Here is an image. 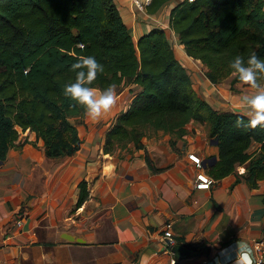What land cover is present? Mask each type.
I'll return each mask as SVG.
<instances>
[{
  "label": "crops",
  "instance_id": "1",
  "mask_svg": "<svg viewBox=\"0 0 264 264\" xmlns=\"http://www.w3.org/2000/svg\"><path fill=\"white\" fill-rule=\"evenodd\" d=\"M115 1L133 34L138 30L135 38L153 26L166 29L194 86L214 107L249 111L242 97L255 90L234 80L233 72L211 80L208 65L187 52L170 26V10L178 0L138 14L131 0ZM115 86L116 105L98 119L88 116L84 129L78 124L83 143L73 154L47 155L42 138L9 148L0 163V264H141V258L145 264H170L176 254L166 245L167 223L175 241L203 245L178 263L236 264L238 241L251 244L264 238V178L250 185L243 162L211 187H197L189 150L204 158L219 152L207 122L198 119L190 120L183 136L157 129L143 136L142 147L130 141L105 151L107 130L142 88L125 80ZM20 130L21 140L35 137L29 129ZM258 144L254 139L249 149ZM83 178L90 193L77 205Z\"/></svg>",
  "mask_w": 264,
  "mask_h": 264
},
{
  "label": "trees",
  "instance_id": "2",
  "mask_svg": "<svg viewBox=\"0 0 264 264\" xmlns=\"http://www.w3.org/2000/svg\"><path fill=\"white\" fill-rule=\"evenodd\" d=\"M166 1L152 0L147 10L155 12ZM170 26L187 52L208 65L213 81L233 72L236 56L245 64L253 53L264 59V0H178ZM70 53L95 56L104 66L92 87L123 80L142 86L107 130L105 151L130 141L142 147L151 129L183 136L190 120L198 119L218 139V156L207 167L215 179L243 162L250 185L264 178V126L238 127L243 112L214 107L194 86L166 29L153 26L135 38L115 0H0V163L11 146L37 144L38 138L49 156L73 154L82 146L72 117L85 115V109L63 94L64 84L75 80ZM243 120L247 124L248 117ZM20 128L35 137L19 139ZM254 139L259 144L249 149ZM146 158L152 163L148 153ZM79 185L77 205L90 193L86 178ZM173 246L181 250L180 256L174 250L176 260L203 247L182 240Z\"/></svg>",
  "mask_w": 264,
  "mask_h": 264
},
{
  "label": "clouds",
  "instance_id": "3",
  "mask_svg": "<svg viewBox=\"0 0 264 264\" xmlns=\"http://www.w3.org/2000/svg\"><path fill=\"white\" fill-rule=\"evenodd\" d=\"M145 2H150V0H145ZM78 47L83 50L85 46L80 44ZM70 55L74 58V62L70 67L75 73V80L74 82L64 84L63 94L75 101L77 105H82L87 116L92 119H98L102 114L109 112L116 105V86L110 84L102 90L92 87L98 74L103 73L104 66L92 55L77 56L75 53H70ZM230 67L233 69L235 77L255 90L252 94H245L242 97V103L249 111L238 117L236 121L237 126L253 129L258 126H264V85L259 83L261 79H264V59L259 58L253 53L248 58L247 64H245L241 56H236L231 62ZM244 115L248 117L247 124L243 120ZM236 247L239 253L236 264H252L248 253V244L238 241ZM141 264H145L144 258H141Z\"/></svg>",
  "mask_w": 264,
  "mask_h": 264
},
{
  "label": "built area",
  "instance_id": "4",
  "mask_svg": "<svg viewBox=\"0 0 264 264\" xmlns=\"http://www.w3.org/2000/svg\"><path fill=\"white\" fill-rule=\"evenodd\" d=\"M135 11H146L147 5L150 2H145V0H131ZM190 159L196 167V186L209 188L212 186L215 178L207 170L205 158L195 150H189L188 152ZM17 225L21 226L23 223L22 216L16 219ZM171 223H167L164 229V237L166 245L169 247L175 242L174 234L171 229ZM248 251L250 253L254 252L251 256L252 264H264V238L256 239L253 243L248 244ZM176 261V256L173 255L170 259V264H173Z\"/></svg>",
  "mask_w": 264,
  "mask_h": 264
},
{
  "label": "water",
  "instance_id": "5",
  "mask_svg": "<svg viewBox=\"0 0 264 264\" xmlns=\"http://www.w3.org/2000/svg\"><path fill=\"white\" fill-rule=\"evenodd\" d=\"M212 141H213V142H217L218 139L212 137ZM216 158H217V155H216V154L207 157V158L205 159L206 162H207L206 165L212 163L214 160H216ZM168 181H169L171 184L175 185V183H174L171 179H168ZM175 186H176V185H175ZM181 194H182V192L180 193V195H181ZM65 234H67V235H68L69 237H71V238H75V236L72 235V234H70V233H65ZM173 249L177 252V255H178V256L181 255V253H180V252H181L180 247H178V246H173ZM178 262H179V259H177V261L175 262V264H178Z\"/></svg>",
  "mask_w": 264,
  "mask_h": 264
},
{
  "label": "rangeland",
  "instance_id": "6",
  "mask_svg": "<svg viewBox=\"0 0 264 264\" xmlns=\"http://www.w3.org/2000/svg\"><path fill=\"white\" fill-rule=\"evenodd\" d=\"M135 11V10H134ZM135 13H137L138 14V11H135ZM134 29H136V28H134ZM135 32H134V36H136V31H138V30H134ZM133 33V32H132ZM120 86V85H119ZM87 118H88V116L85 114V115H83V116H79V117H75L74 118V116L72 117V119L74 120V121H76L78 124H81V128L82 129H84V127L85 126H83V124H82V121H85V119L87 120ZM87 127H88V125H86ZM153 129H151V130H149L148 131V133L150 132V133H153ZM24 135L25 134H23V137H24Z\"/></svg>",
  "mask_w": 264,
  "mask_h": 264
}]
</instances>
